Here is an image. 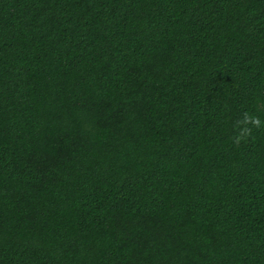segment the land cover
<instances>
[{"label": "trees", "instance_id": "1", "mask_svg": "<svg viewBox=\"0 0 264 264\" xmlns=\"http://www.w3.org/2000/svg\"><path fill=\"white\" fill-rule=\"evenodd\" d=\"M0 264H264V0H0Z\"/></svg>", "mask_w": 264, "mask_h": 264}]
</instances>
